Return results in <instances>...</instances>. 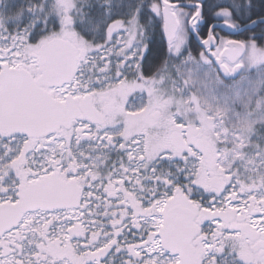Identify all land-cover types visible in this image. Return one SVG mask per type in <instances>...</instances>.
Wrapping results in <instances>:
<instances>
[{
  "label": "snow or ice",
  "instance_id": "6c2138e0",
  "mask_svg": "<svg viewBox=\"0 0 264 264\" xmlns=\"http://www.w3.org/2000/svg\"><path fill=\"white\" fill-rule=\"evenodd\" d=\"M205 14L0 0V264H264V148L150 75L147 16L175 40ZM203 45L226 71L248 51Z\"/></svg>",
  "mask_w": 264,
  "mask_h": 264
},
{
  "label": "rangeland",
  "instance_id": "374dc122",
  "mask_svg": "<svg viewBox=\"0 0 264 264\" xmlns=\"http://www.w3.org/2000/svg\"><path fill=\"white\" fill-rule=\"evenodd\" d=\"M193 33L196 36L194 30ZM186 38L187 33L181 26L177 35V42H175L172 49L180 47V50L184 48ZM256 51L260 52L261 50L256 48ZM183 60L184 59L179 58L177 62L179 65L183 66L184 101H189L195 96L202 111L212 115L220 113L222 118L221 122L229 128H233L235 125V123L232 122L234 116L239 115L238 117H240V114H243L242 117L245 116L244 122L247 125L252 124L251 128L248 130L245 128L248 133H251L258 127L264 129V84L260 87L261 82H264L263 69L254 73L246 72L240 77V81L236 82L233 86H224L218 82L215 73L210 70L211 68L203 69L198 65L197 61L191 57H188L184 62ZM242 61L244 65L255 67L262 66L264 59L259 57L254 58L251 46ZM167 88L176 97L175 88ZM257 93L258 97L255 99ZM241 101H243V103H241ZM242 117L240 118L242 119ZM241 124H243V121ZM251 144L253 146L252 150H255L257 146L255 141L251 140Z\"/></svg>",
  "mask_w": 264,
  "mask_h": 264
},
{
  "label": "trees",
  "instance_id": "16d2710c",
  "mask_svg": "<svg viewBox=\"0 0 264 264\" xmlns=\"http://www.w3.org/2000/svg\"><path fill=\"white\" fill-rule=\"evenodd\" d=\"M151 2L155 3V0H151ZM180 2L182 5L186 6L185 8H187L189 4L195 3L196 0H180ZM203 2L206 4V14L201 19L207 25L212 21H215L216 23H225V20H227V22L235 28H242L254 21L264 20V0H203ZM221 3L228 4L233 9V15L225 17L221 13L216 12L209 17L208 13H211L212 9ZM148 4L149 0H119V6L127 8L128 12L133 15L136 12L143 11ZM184 15L187 16L188 11H185ZM182 28L187 33L185 47L192 49L189 28L184 25H182ZM145 29V37L149 43L148 47L151 49V57L149 60V64L151 65V76L154 77L157 75L159 68V73H161L163 65L170 68L172 64H175L174 59L178 60L181 58L184 59V62L188 57H193L194 60L197 62L199 61L200 56L197 53H194L191 49L190 53L187 51L178 53L177 48H167L163 38L161 15L147 16ZM242 36V40L248 45V50H250L253 44V39L256 38V48L264 51V24L257 25L251 31H245ZM188 38L190 40H188ZM257 68L264 69V62L262 66L254 67L253 70L250 66L246 65L244 73H254Z\"/></svg>",
  "mask_w": 264,
  "mask_h": 264
},
{
  "label": "flooded vegetation",
  "instance_id": "af4514ba",
  "mask_svg": "<svg viewBox=\"0 0 264 264\" xmlns=\"http://www.w3.org/2000/svg\"><path fill=\"white\" fill-rule=\"evenodd\" d=\"M202 22H203V24H201L200 26H198L196 28L189 25V34H190L189 36H191V40L189 38H188V40H190V42L192 43L191 44L192 46L190 45L192 47V49L184 47V48L179 50L180 47H177V50H178L177 52L180 53V52L187 51L188 53H190V49L193 50L194 53H197L200 56V59L197 62L199 66H201L203 69L211 68L210 70H212L215 73V75L218 79V82L221 83V85L233 86L234 84H236V82L240 81V77L243 75V72L245 70V65L242 63L243 62L242 60L244 59V57L238 62L242 66V70H241L240 74L237 76V78L235 80L224 81L223 78L221 77L219 71L217 70V68L214 67V65L207 58L206 55H203L204 51L199 47V45L195 41V39L192 35V32H191V27H192V30H194L196 33V38L200 42H203V39L206 36H208V33H209L211 26H213L214 24L222 25L223 22L216 23L215 21H212L208 25L203 20H202ZM206 25H207V27H205ZM234 29L239 30L240 28L234 27ZM212 33H215V35H217L221 39V41L229 40V39H231V40H242L243 39L242 38L243 33L238 34L236 36H233V35H229L227 33H224L222 31H220L219 29H215ZM144 39H145V42L148 46L149 43L147 42L146 37H144ZM191 58L194 59L193 57H191ZM174 61H175V64H172L170 68H168V66L163 65L161 73H159V71H160V68H159L157 75H155L154 77L159 76V77L164 78L166 80V86L167 87H170V89L175 88L177 99L183 100V92H184V90H183V86H184L183 79L184 78H183V73H182L183 72V66L178 64L177 59H174ZM202 62H203V64H202ZM229 67L233 69V66L229 65ZM255 67H258V66H255ZM253 68L254 67H251L252 70H253ZM258 70H260V69L257 68L256 71H254V72H257ZM262 84H264V82H261L260 87H262ZM257 97H258V93H257V95H255V99H257ZM241 103H243V101H241ZM242 115L240 114V117H242ZM238 116L239 115L234 116L232 122H234L235 125L233 128H230V129L245 130V128H247V130H248L249 128H251L252 124L247 125L244 122L245 116H243L242 119ZM242 121H243V124H241ZM249 135L251 137V140H254L257 146L262 147V148L264 147V129L262 127H258L256 130L254 129L251 133H249ZM253 151H255V150H253Z\"/></svg>",
  "mask_w": 264,
  "mask_h": 264
},
{
  "label": "water",
  "instance_id": "95a60500",
  "mask_svg": "<svg viewBox=\"0 0 264 264\" xmlns=\"http://www.w3.org/2000/svg\"><path fill=\"white\" fill-rule=\"evenodd\" d=\"M183 6L186 7L185 5H183ZM162 22H163V37H164L165 44L168 47V49H172L174 43L176 42V39L175 40H170L169 39L168 33H167L166 29H165V21H164L163 17H162ZM201 24H203L202 19L200 20V22L198 24H196L193 27L196 28V27L200 26ZM259 24H264V20L254 21V22H252V23H250L248 25H245L244 27H242L239 30L234 29L232 26L228 27V26H226L225 23L222 24V25L214 24L213 26H211L208 35H211V33L215 29H219L220 31H222L224 33L236 36L238 34L244 33L245 31L253 30ZM191 30H192V27H191ZM177 35H178V33H177ZM192 35H193L195 41L197 42V44L199 45V47L205 52L206 49H205V46L203 45V42H200V41L197 40L195 34L193 33V30H192ZM176 38H177V36H176ZM207 57L209 58V56H207ZM243 57H244V54L241 57L237 58L235 61H232V60L226 61L230 66H233V70L232 71H226L224 66L220 62H217L214 58H209V60L217 68V70L219 71V73H220V75H221V77L223 79H225V80H230V79L231 80H235L237 78V76L240 74L241 70H242V66L240 64H239L240 67H235V64L238 63Z\"/></svg>",
  "mask_w": 264,
  "mask_h": 264
}]
</instances>
